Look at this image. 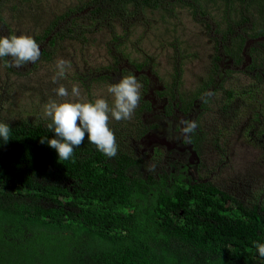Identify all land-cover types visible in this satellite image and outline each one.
<instances>
[{"label":"rangeland","instance_id":"374dc122","mask_svg":"<svg viewBox=\"0 0 264 264\" xmlns=\"http://www.w3.org/2000/svg\"><path fill=\"white\" fill-rule=\"evenodd\" d=\"M89 1L0 0V37L23 34L35 39L58 17L50 37L66 26L77 28L76 36L86 30L83 37L58 39L55 46L42 43L40 53L53 49L50 58L40 56L15 67L9 57L13 69L0 58V121H51L44 108L50 100L61 99L55 91L60 85L69 93L76 85L81 99L105 98L111 105L108 87L133 76L140 85L137 107L131 118L110 117L108 122L118 155L142 158L144 175L188 165L186 184L209 183L245 205L264 207V11L258 12V3L253 16L243 22L237 6L224 10L223 2L208 0H200L198 8L171 0V9L147 8L125 19L100 22L101 16L91 14L94 7ZM229 16L232 31L225 34ZM229 50L241 59L240 65L226 54ZM251 50L257 55L254 66ZM58 59L68 62L62 77ZM178 65L182 77L175 88ZM211 75L214 85L192 100ZM181 103L188 112L178 111ZM148 104L151 109L142 113ZM170 104L172 117L164 112ZM143 122L148 129L156 123L161 126L149 131ZM192 122L196 128L185 136L186 123ZM196 133L194 149L191 136ZM50 262L70 264L61 261L59 252Z\"/></svg>","mask_w":264,"mask_h":264},{"label":"trees","instance_id":"16d2710c","mask_svg":"<svg viewBox=\"0 0 264 264\" xmlns=\"http://www.w3.org/2000/svg\"><path fill=\"white\" fill-rule=\"evenodd\" d=\"M175 1L198 8L200 0ZM208 1L223 2L224 10L237 6L240 22L253 16L257 3L258 12L264 11V0ZM88 4L94 7L91 14L101 16L100 22L125 19L147 8H172L171 0H90ZM59 20L35 38L39 46L85 35L84 29L76 36L77 28L66 26L50 37ZM226 23L228 34L231 16ZM244 41L239 42L238 53ZM52 54L53 49L44 48L40 56ZM226 54L241 64L234 50ZM250 54L254 66L257 55L253 50ZM8 58L3 60L13 69ZM181 77L178 65L175 88ZM214 81L211 75L192 100L204 96ZM182 103L179 109L188 112ZM150 109L148 104L141 112ZM166 109L171 114L174 106ZM49 123H5L10 139L5 142L0 137V264H52L57 252L61 261L70 264H264L253 243H264V207L245 205L209 183L186 184L185 169L180 167L173 171L170 165L156 176L144 175L142 158L125 153L109 157L87 134L70 159L59 161L56 150L40 142L55 135ZM142 125L148 129L146 122ZM145 129L146 133L149 129ZM197 134L191 136L194 149Z\"/></svg>","mask_w":264,"mask_h":264},{"label":"clouds","instance_id":"9594fccd","mask_svg":"<svg viewBox=\"0 0 264 264\" xmlns=\"http://www.w3.org/2000/svg\"><path fill=\"white\" fill-rule=\"evenodd\" d=\"M11 57L13 65L20 67L29 62H35L40 57V48L35 39L29 35H10L0 37V58ZM64 59H58V77L64 75L67 65ZM54 77V82H55ZM139 87L133 76H126L108 87L112 96L111 105L105 98L94 101L81 99L78 86L73 85L71 93L60 85L55 91L60 100H50L44 108L45 115L51 119L47 127L54 132L52 138H41L55 149L59 161L72 157L75 147H79L87 134L88 140L96 145L103 154L113 157L117 153L116 138L109 127V119L116 121L129 119L138 105ZM196 128L195 122L186 123L183 134L188 136ZM10 128L0 123V137L7 142L10 138ZM259 255L264 257V243L253 242Z\"/></svg>","mask_w":264,"mask_h":264},{"label":"flooded vegetation","instance_id":"af4514ba","mask_svg":"<svg viewBox=\"0 0 264 264\" xmlns=\"http://www.w3.org/2000/svg\"><path fill=\"white\" fill-rule=\"evenodd\" d=\"M165 107H166V106H165ZM178 111L184 113L181 109H179ZM164 112H165V114L167 113V109H166V108H165ZM173 113H174V111H173L171 114H166V115H167L168 117H172L173 115H175V114H173ZM165 114H164V115H165ZM153 125H154V124H153ZM160 126H161L160 123H156V124L154 125V127H151V128H150V130L157 129V128L160 127ZM150 130H149V131H150ZM146 134H147V133H146ZM146 134H145V135H146ZM191 144H192V143H191ZM192 147H193V146H192ZM182 167H183V168H181V167H180V168H181V169H185V170H183L182 172H183L184 174H186V176H187V177L185 178V180H186V179L189 178V176H188V175H189L188 165H186V166H182Z\"/></svg>","mask_w":264,"mask_h":264}]
</instances>
